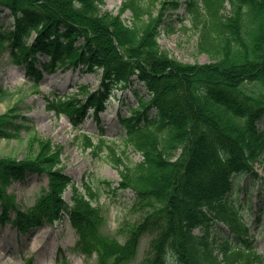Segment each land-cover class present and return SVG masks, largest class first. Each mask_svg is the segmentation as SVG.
I'll use <instances>...</instances> for the list:
<instances>
[{"label": "trees", "instance_id": "1", "mask_svg": "<svg viewBox=\"0 0 264 264\" xmlns=\"http://www.w3.org/2000/svg\"><path fill=\"white\" fill-rule=\"evenodd\" d=\"M200 1L201 7L191 0L189 9L197 48L211 59L208 64L181 63L158 45L164 12L177 9L179 0H124L116 15L101 11L103 0H0L13 19L10 29L0 30V51L34 83L43 72L58 69L102 70L96 91L79 86L78 94L47 100L46 107L73 127L87 109L97 117L110 91L130 86L133 78L147 93L137 96L129 116L119 118L125 131L120 154L114 144L106 145L107 158L121 168L113 191L135 195L136 220L118 230L123 243L99 232L103 218L90 186L85 185L88 198L73 187L72 204L64 201L72 181L60 166L63 149L41 136L31 140L26 158L0 157V224L9 222L24 234L65 213L77 234L76 249L87 257L95 254L96 264L131 261L144 235L151 240L139 264L264 261L248 236L252 206L234 199L241 191L247 194L246 181L261 182L254 165L264 156V132L258 128L264 116V0ZM225 5L227 15L221 13ZM125 12L129 25L121 19ZM39 56L47 62L40 63ZM14 117L0 115L1 139L11 137ZM83 140L96 150L105 144ZM129 148L140 154L139 162H131ZM27 173L45 175L47 188L22 211L7 188ZM262 209L258 203L252 215ZM218 224L228 232L220 240L213 234Z\"/></svg>", "mask_w": 264, "mask_h": 264}, {"label": "rangeland", "instance_id": "2", "mask_svg": "<svg viewBox=\"0 0 264 264\" xmlns=\"http://www.w3.org/2000/svg\"><path fill=\"white\" fill-rule=\"evenodd\" d=\"M124 0H103L101 11L118 14ZM191 0H179V8L164 12L162 23L158 29L157 42L160 49L169 57L187 64H208L211 59L197 48L199 35L192 26V13L189 9ZM201 7L200 0H193ZM159 6L157 5L156 10ZM153 9V16L158 12ZM229 6L225 5L221 13L227 15ZM121 19L126 25L130 24V12H125ZM12 19L8 11H0V30L10 28ZM44 56L39 62H46ZM41 69L40 65H36ZM101 71L87 73L80 69L58 70L54 73H44L42 79L35 85L33 79L26 75L23 67L11 63L7 51H0V115L6 113L14 117V130L9 138H0V157L20 160L27 157L34 137L48 138L54 144L63 147L61 167L64 173L72 179V184L65 190L63 197L70 204L72 187L86 194L85 185L90 186L96 194L93 204L99 208L103 222L99 229L101 235L118 239L123 242L118 230L123 223L136 220L132 212L135 195L129 190H117L120 180L119 171L107 158L106 145L114 143L116 153L122 149L124 131L119 124L118 116H129L128 110L135 105L137 91L139 95H146L141 84L135 83L126 89H114L105 101V110L100 113L96 121L92 110H88L78 128L72 127L71 122L63 115H56L46 107L47 100L53 95L63 96L67 93L77 94L78 86H85L88 91L98 88ZM83 100V97L79 95ZM264 131V118L259 124ZM89 136L93 145L103 139L105 145L100 150L96 147L84 145L83 136ZM96 152V155L94 154ZM129 158L133 163L141 160L139 153L129 149ZM254 169L262 179L261 183L246 181L247 194L244 191L234 195L237 203L245 201L253 206L264 202V156ZM104 182H110L108 188ZM45 176L27 175L19 182H14L8 193L14 198L20 209H27L33 205L36 198L46 188ZM245 180L239 185L243 187ZM73 185V186H72ZM262 189L261 195L258 192ZM244 205L243 211H246ZM246 215V222L253 237V246L258 254L264 256V209L262 212L250 216ZM12 217V213H10ZM250 216V218H249ZM259 222L255 226L254 223ZM213 229L217 240L227 230L222 225ZM255 226V227H254ZM151 236L145 235L140 243L135 258L126 264H139L144 257ZM76 233L66 216H62L53 225H44L33 229L25 235H20L8 222L0 224V264H96V257H86L75 249Z\"/></svg>", "mask_w": 264, "mask_h": 264}]
</instances>
